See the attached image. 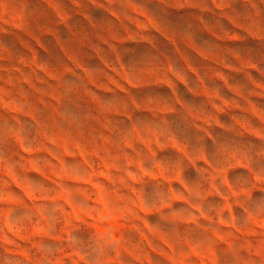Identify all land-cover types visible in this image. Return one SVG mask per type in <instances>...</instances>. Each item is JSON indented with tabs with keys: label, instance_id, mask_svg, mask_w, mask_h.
<instances>
[{
	"label": "rangeland",
	"instance_id": "374dc122",
	"mask_svg": "<svg viewBox=\"0 0 264 264\" xmlns=\"http://www.w3.org/2000/svg\"><path fill=\"white\" fill-rule=\"evenodd\" d=\"M0 264H264V0H0Z\"/></svg>",
	"mask_w": 264,
	"mask_h": 264
}]
</instances>
